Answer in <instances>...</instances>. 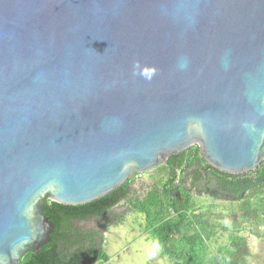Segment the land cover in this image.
I'll list each match as a JSON object with an SVG mask.
<instances>
[{"label":"water","instance_id":"95a60500","mask_svg":"<svg viewBox=\"0 0 264 264\" xmlns=\"http://www.w3.org/2000/svg\"><path fill=\"white\" fill-rule=\"evenodd\" d=\"M194 145L264 160V0H0V264Z\"/></svg>","mask_w":264,"mask_h":264},{"label":"trees","instance_id":"16d2710c","mask_svg":"<svg viewBox=\"0 0 264 264\" xmlns=\"http://www.w3.org/2000/svg\"><path fill=\"white\" fill-rule=\"evenodd\" d=\"M161 167L164 178L154 182L141 199L128 197L136 174L85 204L64 205L44 199V213L54 224L51 239L38 253L26 252L20 264L106 262L109 257L101 247L100 231L79 230L72 221L101 218L120 202L128 203L130 209L143 215L144 230L161 248V254L177 264H237L233 250L207 255L208 235L204 230L212 226L202 221L203 214L197 215L194 195L236 203L240 217L260 222L264 235V160L249 174H226L205 163L194 145L169 156ZM184 173L189 177L190 188L181 184Z\"/></svg>","mask_w":264,"mask_h":264},{"label":"rangeland","instance_id":"374dc122","mask_svg":"<svg viewBox=\"0 0 264 264\" xmlns=\"http://www.w3.org/2000/svg\"><path fill=\"white\" fill-rule=\"evenodd\" d=\"M164 175L161 165L136 174L130 183L128 197L141 199ZM181 184L190 188L185 173ZM191 190L195 193L194 188ZM194 196L197 215L203 214L202 221L212 226L204 230L208 235V256L227 249L236 254L237 264H264V235L260 222L241 218L236 203L212 200L202 194ZM72 225L82 231H100L101 247L109 259L92 264H177L161 254V248L144 230L143 215L130 209L126 202L115 205L101 218L72 221Z\"/></svg>","mask_w":264,"mask_h":264},{"label":"flooded vegetation","instance_id":"af4514ba","mask_svg":"<svg viewBox=\"0 0 264 264\" xmlns=\"http://www.w3.org/2000/svg\"><path fill=\"white\" fill-rule=\"evenodd\" d=\"M77 221V220H76Z\"/></svg>","mask_w":264,"mask_h":264}]
</instances>
